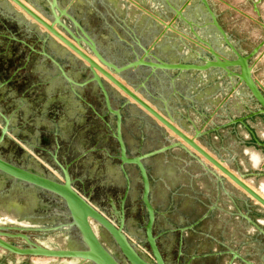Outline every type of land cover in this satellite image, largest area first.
<instances>
[{
    "label": "flooded vegetation",
    "instance_id": "flooded-vegetation-1",
    "mask_svg": "<svg viewBox=\"0 0 264 264\" xmlns=\"http://www.w3.org/2000/svg\"><path fill=\"white\" fill-rule=\"evenodd\" d=\"M18 1L181 135L193 136L189 122L193 123L201 132L195 142L210 154L218 144L227 141L231 148L236 140L241 146L252 145L264 152V115L250 117L259 106L247 89L237 84L232 74L238 73L237 68H229V74L219 68L183 71L143 64L124 69L142 59L145 51L148 58L144 61H154L153 56L169 65H203L209 57L195 42L190 27L221 56L236 60L211 26L199 0H189L187 4V0H175L174 5L162 12L150 9L149 13L163 25H155L147 40L132 36L126 41L105 34L100 25L101 0L92 5L91 0ZM191 1L193 4L189 6ZM209 7L215 13L210 3ZM174 11H179L182 18L174 20ZM183 11L194 15L196 23H186ZM164 25L172 28L165 30ZM226 35L241 57L253 49L246 51L242 39ZM86 36L95 43L99 55L115 68L97 60L83 43ZM186 54L192 63H183ZM193 87L196 88L193 105L196 103L198 107H192L191 117L183 113V101L190 97ZM204 125L208 127L202 128ZM227 128L226 134L221 133ZM236 128L248 134L250 141L235 136ZM211 134L213 138L208 142L207 136ZM121 145L125 159L121 157ZM198 156L179 135L45 25L12 0H0L1 161L59 185H64L67 177L71 189L116 229L122 218L121 233L137 254L152 264L154 259L145 234L148 213L142 201L140 164L148 183L147 201L153 211L151 235L161 257L165 264H187L194 257H188L187 253L199 244L201 229L212 222L210 215L232 211L246 224L245 217L256 210L251 205L257 204L215 166ZM222 161L229 172L237 177L242 175L245 184L253 176L246 171L237 173L228 162ZM262 166L264 169V163ZM0 211L11 214L0 216V225L22 228V233L34 243L56 249H83L77 230L70 226L72 220L63 200L3 173H0ZM87 221L101 245L121 264H127L109 233L93 219ZM7 240L11 243L20 240L17 246H25L21 239ZM68 260L78 264L74 259Z\"/></svg>",
    "mask_w": 264,
    "mask_h": 264
},
{
    "label": "water",
    "instance_id": "water-1",
    "mask_svg": "<svg viewBox=\"0 0 264 264\" xmlns=\"http://www.w3.org/2000/svg\"><path fill=\"white\" fill-rule=\"evenodd\" d=\"M18 6H20L25 13L36 19L38 22H41L45 25L55 36L60 38L66 45H68L71 49H73L77 54H79L82 58L90 63L92 67H95L99 72H101L104 76L110 79L114 84H116L126 95H128L132 100H134L139 106H141L144 110H146L149 114L153 115L156 119H158L162 124L175 132L179 137L183 140L186 145L191 148L194 152H196L201 158L208 161L210 164L215 166L221 173L226 175L235 185H237L240 189H242L255 203H257L264 210V198L261 197L255 190L251 189L247 184H245L241 179L242 175L235 176L233 173L229 172L221 163L222 160L215 158L209 152L204 150L201 146H199L195 141L201 136V132L196 129L195 125L191 122L192 129L194 130V135L189 137L185 134L181 135L174 127H172L168 122H166L161 116L153 110L150 106H148L145 102L139 99L134 93L130 92L127 88L117 82L113 77L109 74L105 73L101 69L96 66V63L90 58L85 57L82 53H80L77 48L73 45L65 41L61 36L55 33L50 27L44 24L41 19L35 15L31 10H29L25 5H23L18 0H12ZM200 4L204 7L207 12L210 24L215 30L216 33L223 39L224 43L229 46L233 55L236 57V60H229L221 56L217 51L213 49V47L203 39H201L190 27L191 35L196 39L195 42L200 46L203 51L208 55L209 60H206L203 65L196 64H167L160 59L153 57L154 61H144V58H148V53L144 52V57L139 58L137 61L128 64L124 69H130L136 66L137 64H143L148 66H158L163 69H177V70H194V71H205L210 68H219L222 69L225 73L229 74V68H237L238 73H232L236 79L237 84L245 87L247 91L250 93L252 99L257 103L259 109L256 112H253L250 117L257 115H264V89L261 85L253 78L252 76V63L251 59L254 58L260 50L264 46V39L261 40L252 50L251 52L245 56L241 57L239 53L233 48V46L229 43L228 37L223 30V28L219 25L217 21V17L215 13L210 9L209 3L207 0H199ZM174 20H178L182 18V15L179 11H174ZM183 20H185L183 18ZM262 30L264 31V25L260 24ZM163 28L165 30L172 28L171 25H164ZM65 30L75 39L76 43H79V40L75 38L66 28ZM87 41H83L87 47L90 48L94 56L97 60L103 65L109 68H115L112 63L105 61L101 55L96 50L95 43L87 37ZM250 61V62H249ZM118 72V71H116ZM94 74V78L98 80V77ZM240 123H243L242 120H239ZM204 134V133H203ZM119 139V137H118ZM121 143V142H120ZM186 152L191 156H194L190 151L186 149ZM121 157L125 159L124 148L121 145ZM195 157V156H194ZM140 173L143 179L144 191L142 196V201L146 207L148 213V222L145 226V234L146 241L149 245L150 251L153 255V263L152 264H165L161 254L159 252L158 247L156 246L155 239L151 235V225L154 220L153 211L151 206L147 201V192H148V183L145 175V171L140 164H138ZM0 173L8 175L15 180L18 181H26L30 185L35 186L43 191L50 193L53 196H57L65 203V206L68 210L69 217L72 222L70 226H74L77 230L76 233L81 239V245L83 249L81 250H69V249H56L51 247H45L34 243L31 241L29 236L23 234V229L20 227H12V226H2L0 225V250L5 251L8 254L20 256V257H43V258H53V259H74L78 261V264H121L117 259L113 257L109 253V251L101 245L95 234L93 233L87 219L91 218L96 221L100 226H102L112 237L121 254L125 258L127 264H149L143 258H141L133 246L128 242L127 238L123 233H121V229L123 228L122 218L118 221V229H116L109 221L95 212L89 205L85 203V201L79 197L70 187L69 181L66 177V182L64 185H59L45 178L37 177L26 173L24 170L13 167L3 161L0 160ZM245 219L250 223L257 231L261 233L264 239V232L262 229L253 221H251L248 217ZM41 231V230H38ZM15 232V233H11ZM7 239H21L24 243V247L17 246ZM232 258H236L244 264H251L246 262L236 253L230 252Z\"/></svg>",
    "mask_w": 264,
    "mask_h": 264
},
{
    "label": "crops",
    "instance_id": "crops-1",
    "mask_svg": "<svg viewBox=\"0 0 264 264\" xmlns=\"http://www.w3.org/2000/svg\"><path fill=\"white\" fill-rule=\"evenodd\" d=\"M94 1L91 0V5L92 3L94 4ZM192 1L189 6L193 4ZM208 1L218 16L219 24L226 33L228 31H226L223 21H227V19L223 21L220 19L221 13L216 10L217 7L222 9L228 7L231 10L232 18L229 20L233 26H236L235 23L240 19H243L245 24H256L260 27L259 22H261L264 25V0ZM101 3L100 13L102 14V19L100 20V25L104 28L105 34L114 40L126 41L132 36L143 40L148 39L149 34L154 30V26L161 24L160 21L149 13V10L153 9L155 13L157 10H161L162 12L174 5L175 0H101ZM140 6H143V8ZM184 14L187 19L186 23H196L197 20L194 15H190L187 11H183ZM185 22L183 23V31H186L187 27ZM260 55L261 61L264 60V46ZM186 56H183V63H192L193 60L188 57V54ZM261 87L263 88V85ZM193 88L189 93L190 100L188 98L183 101V113L189 114L191 117L193 116L192 107L195 106L196 109L198 107L196 103L193 105L196 89L195 87ZM255 156L252 155L253 160H251L254 163L251 166L252 168L260 164L258 163L260 161ZM263 163L264 161H262ZM258 193H262L264 196V190ZM251 206L254 207L255 205ZM254 208L256 210L251 212L248 218L255 222L264 232V211H261L262 209H258V207ZM210 217H212V222H207L200 231L199 244L187 253L188 257L190 255L194 256L190 260L187 257L189 261L187 264H244L236 258L233 259L230 252L236 253L248 263L264 264L263 236L247 220L246 224H242L239 219L240 215L232 211L217 212L214 215H210ZM34 258L37 257L24 258L25 261L23 262H28L29 259Z\"/></svg>",
    "mask_w": 264,
    "mask_h": 264
},
{
    "label": "rangeland",
    "instance_id": "rangeland-1",
    "mask_svg": "<svg viewBox=\"0 0 264 264\" xmlns=\"http://www.w3.org/2000/svg\"><path fill=\"white\" fill-rule=\"evenodd\" d=\"M216 10L221 13L220 19L222 21L227 19V21H223L226 26V31H228L227 33L234 40L242 39L244 41V48L246 49V51L254 48L259 42H261V40L264 39V31L262 30L260 25L262 24L261 22H259V27L256 24H245L244 20L240 19L235 23L236 26H233V24L229 20L232 18V12L228 7H226V9L217 7ZM261 50L254 58L251 59V63L253 64L252 76L257 80L259 84L261 83L264 88V60L261 61ZM205 126L206 125H204L202 128L205 129L206 127H208ZM228 131L229 130L227 128L222 130L221 133L226 134V132ZM256 135L260 138V134L258 132L256 133ZM235 136L240 137L245 141H250V137L248 136V134L239 131L238 128H236L235 130ZM207 138L209 139L208 142H210V140L213 138V134L207 136ZM236 141V145L230 146L231 148L228 147L227 141L218 144L215 152H212L211 154L214 155L215 158L228 162L231 169L236 170L237 173L242 174L244 171H246L247 173H253V176L246 179V182L256 191L261 192L262 190H264V177L263 175L261 176V174L264 172L263 166H261L262 161H264V152L261 149L254 148L252 145L241 146L238 144V140ZM252 155H256L258 157V161H260L258 162L260 164H258L257 166H253L254 168L251 167L252 165H254L252 161ZM198 158L200 157L198 156ZM255 207L262 209L258 204H256ZM261 211L264 210L262 209ZM13 243L15 245H20L21 241L14 240ZM23 261H25L24 257L11 255L6 253L5 251L0 250V264H73L68 259H53L43 257L29 259L28 262L25 263Z\"/></svg>",
    "mask_w": 264,
    "mask_h": 264
},
{
    "label": "bare ground",
    "instance_id": "bare-ground-1",
    "mask_svg": "<svg viewBox=\"0 0 264 264\" xmlns=\"http://www.w3.org/2000/svg\"><path fill=\"white\" fill-rule=\"evenodd\" d=\"M18 9V8H17ZM171 133V132H170ZM249 186V185H248ZM250 188H251V186H249ZM251 189H253V188H251ZM253 190H255V189H253ZM256 191V190H255ZM257 192V191H256ZM258 193V192H257ZM261 197H263L264 198V196L262 195V194H260V193H258ZM11 214H6L5 212H3V211H0V216L1 217H6V216H10Z\"/></svg>",
    "mask_w": 264,
    "mask_h": 264
}]
</instances>
